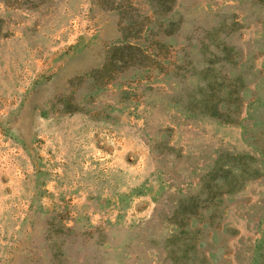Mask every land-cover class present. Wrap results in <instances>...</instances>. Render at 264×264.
Returning a JSON list of instances; mask_svg holds the SVG:
<instances>
[{
  "label": "rangeland",
  "instance_id": "374dc122",
  "mask_svg": "<svg viewBox=\"0 0 264 264\" xmlns=\"http://www.w3.org/2000/svg\"><path fill=\"white\" fill-rule=\"evenodd\" d=\"M162 8L0 0V264H264V0Z\"/></svg>",
  "mask_w": 264,
  "mask_h": 264
},
{
  "label": "trees",
  "instance_id": "16d2710c",
  "mask_svg": "<svg viewBox=\"0 0 264 264\" xmlns=\"http://www.w3.org/2000/svg\"><path fill=\"white\" fill-rule=\"evenodd\" d=\"M168 1L169 3H172L173 0H151L152 4L153 3H156L160 8L163 7V4H168ZM166 7L162 8V9H165ZM130 47H133V46H130Z\"/></svg>",
  "mask_w": 264,
  "mask_h": 264
}]
</instances>
